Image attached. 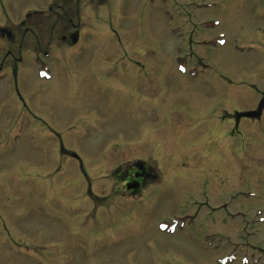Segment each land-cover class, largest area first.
Wrapping results in <instances>:
<instances>
[{
    "label": "rangeland",
    "instance_id": "374dc122",
    "mask_svg": "<svg viewBox=\"0 0 264 264\" xmlns=\"http://www.w3.org/2000/svg\"><path fill=\"white\" fill-rule=\"evenodd\" d=\"M39 1L7 0L6 8L0 9L4 14L0 25L6 21L18 26L26 11L22 6L31 7ZM63 1L59 2L66 12L74 14L75 9L69 10ZM214 1L223 9L196 16L217 20L212 34L226 36L222 50L198 52L207 59L210 70L177 64L180 37L171 33L195 19V0H90L89 9L79 10L86 32L79 48L67 57L69 73L63 71L67 77H61L64 64L52 61V88L62 90L61 96H55L51 89L45 104L49 111L61 108L58 104L68 101V92L72 101L57 117L50 113L53 124L62 128L74 125L73 138L66 144L85 154L84 167L93 179L94 194H107L113 185L111 172L136 159L155 163L166 178L170 169L171 184L147 211L124 215L113 198L107 203L83 198L87 190L84 176L69 163L54 170L60 171L54 180L61 189L57 205L50 209L43 202L44 190L36 181L39 177L34 175L40 155L34 148L36 134L26 131L15 142L12 137L0 138V225L23 228L26 236L19 240L27 244L26 252L33 257L34 246L38 247L39 264H264V132H251L246 141L230 139L228 119L246 97H240L243 93L235 88L227 93L219 87L234 80L228 61L245 64L236 56L245 55L256 33L264 30V0ZM52 23L42 24L36 32L48 34ZM73 70L81 75L73 78L79 84L78 94L72 81L67 85ZM199 70L204 72L199 74ZM49 84H41V89L45 91ZM2 95L7 98L5 86ZM46 95L48 92L41 93L40 98ZM211 103L218 104L215 122L206 120ZM16 110L15 106L12 117ZM11 118L0 122L1 134ZM50 150H46V162L54 168L57 163L50 158ZM48 167L40 174L43 183ZM63 168H68L65 174L68 181L73 180L71 185H64ZM174 171L180 175L177 181L184 184L178 195L183 191L196 194L198 204H204L201 223L195 229L190 228L188 219H176L182 212L179 200L183 196L176 197L173 189L168 193L173 188ZM207 200L208 206L215 201L218 204L213 215L205 211ZM109 210L115 212V218L104 217ZM226 211L242 214L245 223L240 219L223 221ZM1 247L0 243V264H34L14 261Z\"/></svg>",
    "mask_w": 264,
    "mask_h": 264
},
{
    "label": "flooded vegetation",
    "instance_id": "af4514ba",
    "mask_svg": "<svg viewBox=\"0 0 264 264\" xmlns=\"http://www.w3.org/2000/svg\"><path fill=\"white\" fill-rule=\"evenodd\" d=\"M59 1L60 0H53V3H47L46 0H40L31 7H29L31 4L22 6L26 11H24L21 20L18 23L19 27L16 24H10L9 22L6 23V21L3 22V19L1 20L3 23L0 25V52L1 50L6 51L4 54L2 52L0 53V122H7V120L12 117L11 111L15 109V106L17 107V110L15 111L16 113L11 120L8 121L7 127L3 129L2 134L11 135L16 127L19 128L21 123H24L20 128L21 133L27 131L29 133L36 134L37 140L34 148L36 152L40 153V155L37 153V171L34 175L35 177H39L36 181H38V184L44 190L42 196H45L46 201L43 200V202L46 206H49L50 209H53L52 207L57 205L58 200L56 197L59 194L57 192L61 189V186H58L57 181L54 180L57 179L56 174H60V171L55 173L54 170L59 167L62 170V167L72 163L75 167L74 171H80L84 176V180L82 179V181L85 182H83V184H87V190H84L83 198H96L95 201L101 200L104 203H107L113 198L114 203L119 202V204L122 205H116V207L122 208L123 210L121 213L124 215H128L133 211H147V206L152 205L155 199L161 196L160 193L166 189L167 184H171V171L169 169L170 162L164 163L169 169L167 172L168 177L166 178L164 177V172L156 167L153 162L142 161V159L129 161L125 163V165H121L111 172L113 185L110 187L107 194L99 196L94 194L91 190L92 185L90 184V181L93 179H89V176L86 173L87 170H85L84 167L85 154L69 149L71 146L66 144V140L73 138V133L70 131L73 125L69 124L62 128L53 124L54 119L50 113L53 112L55 117H57L60 114L59 110L62 109L63 106H70L72 103L69 99L70 93L68 92V101L64 99L58 104L59 106H62L61 108L55 109V107H53L51 111H49L45 102L49 101L48 98L50 90L52 89L51 94L61 96L62 89L56 93L55 89L52 88L53 82L50 80L38 81L35 74L36 68L33 67V65L38 63L39 66L37 70H39L42 63H46L50 71L53 72L52 75H50L53 79L54 63H52V61L64 64L61 69V77L65 78L70 69L67 62L68 54L72 52L73 49L79 48L86 32L85 19L83 18V15L79 16V10L89 9L90 7V0H74L75 3L73 5L71 0H64L62 2L64 6L67 4L69 10L71 7L75 9L73 14L70 11L66 12V8L61 6ZM225 1L228 2L230 0ZM233 1L237 2V0ZM220 2L223 1L220 0ZM8 4L7 0H0V9L4 10ZM211 5V8H200L197 13L207 14L209 11L213 12L215 10L219 11L223 9V7H219L221 4L219 2H215L214 0L211 2ZM55 7L58 11L61 10V13L58 12ZM0 16L3 18L4 14L0 12ZM214 21L215 19L205 20L201 23L202 25L200 29H198L193 23L187 24L190 28L188 29L189 35L185 44L189 47V49L194 43L192 37L195 36L196 38L199 34L202 35V38L198 43L201 50L205 49L207 51H218L222 50L226 46V41L221 47H212L211 45L213 40L219 37V34H212V31H216L215 26L213 25ZM44 23H52L51 32L46 35H40L39 31L38 33L36 32V29ZM207 26L209 28H206ZM54 29H56L55 33H53ZM197 33L199 34L197 35ZM222 38L224 39L226 36L222 35ZM249 47H253L254 49L247 50V52L244 53L245 55L236 56L242 58V62L245 64H232V60L228 61L232 65V71L230 69V72L234 80H229L228 82L221 83L219 85L220 89L226 90L227 93H231L235 88L236 91L243 93L240 97H243L244 95L246 97L245 103L241 104L242 106L240 109H233L234 113L230 116V120L228 119L231 127L227 133V136L230 137V139H238V137H241L245 138V141L249 138L247 134L251 132L255 135H262L261 132H264V32L256 34L255 40L249 44ZM7 59L9 62L5 63ZM196 60L200 62L201 65H203V61H207V59L203 56L198 57ZM190 69H194V67H190ZM77 70L82 73L84 72L82 69ZM207 70H210V67H208ZM63 71H67L68 73L66 72L65 75ZM75 71L76 70H73L70 78L68 77L69 80H72H70L67 85L70 86L72 81L74 91L77 90L78 94L79 84L77 85V82L73 81V78H78L81 75L76 74ZM201 72H199V74ZM253 76L257 77L253 79ZM6 82L8 83L6 84ZM35 82L38 84L35 85ZM50 82L51 85L49 84ZM47 83L49 84V87L47 86V89L43 91L41 89L43 88L41 84ZM4 86L8 94L7 98H4L2 95ZM32 88H35L37 91L33 93ZM70 91L73 92L71 89ZM44 92H48V95L43 98L41 97V99L40 94ZM248 93L254 95L255 99L252 100L251 96L246 95ZM246 105L251 107L245 110L244 106ZM209 106L211 114H208L206 120L210 122L218 121V117H216L215 113L218 109V104L211 103ZM237 106L238 104L236 107ZM221 111H223L224 114L226 113L224 112L225 108ZM248 112L252 113V116H255L252 118L242 116L244 113ZM227 114L228 113H226V115ZM87 116H91V114ZM16 121L17 123L15 124ZM212 128V131H215V127L212 126ZM52 145L54 146L52 147ZM48 148L51 149L50 158L54 163H57L54 168L48 167L49 162H46V157L48 156V152L46 150ZM242 148L245 150V147ZM160 154L161 152L158 153L159 157ZM104 156L106 157V154H104L103 157ZM107 158L109 160V156L106 157V161ZM151 159H153V157H151ZM45 166L50 168V171L47 173V180L43 183V180L41 179L42 176L40 174L46 169ZM63 169H66L62 173L65 177L67 176L65 172L68 173V168ZM179 177L180 175L174 171L173 188H171L168 193L170 194V191L173 189L177 192L176 197L183 196V198L179 200V208L182 212H180V215L176 217L184 220L188 219L190 228L195 229L201 223L202 214H200V212L204 211V204H198L196 201V194H189V192L183 191L182 195H178L179 187L184 185L182 184V181H177ZM192 182L193 179L190 180L191 188L194 186ZM68 183L71 185V182L65 177L64 185L67 186ZM185 195L186 197H184ZM38 205L39 201L37 207ZM50 205L52 207H50ZM205 211L207 213H211L212 215L214 212L218 211V204H216V201L214 204L208 206L207 200ZM228 213L229 212L226 211V215L222 217L223 221H226L227 219L232 221L240 219L243 223H245L242 214ZM147 215L148 214L145 213V216ZM104 217L115 218V212L113 210H109ZM17 228L0 225L1 248L6 254H9L14 261H37L36 251L38 247L34 246L35 257L29 253L30 258L28 260V253L26 252L27 244L20 242L19 240L20 238L26 236V231L21 227Z\"/></svg>",
    "mask_w": 264,
    "mask_h": 264
},
{
    "label": "bare ground",
    "instance_id": "6f19581e",
    "mask_svg": "<svg viewBox=\"0 0 264 264\" xmlns=\"http://www.w3.org/2000/svg\"><path fill=\"white\" fill-rule=\"evenodd\" d=\"M55 92L58 93L59 91L57 89H55ZM57 96V95H56ZM10 112V111H9ZM66 177V176H65Z\"/></svg>",
    "mask_w": 264,
    "mask_h": 264
}]
</instances>
